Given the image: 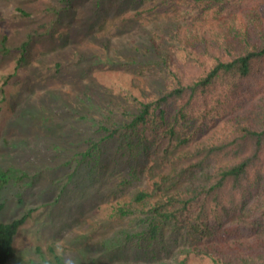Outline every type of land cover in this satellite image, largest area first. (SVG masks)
Returning a JSON list of instances; mask_svg holds the SVG:
<instances>
[{
    "label": "trees",
    "instance_id": "1",
    "mask_svg": "<svg viewBox=\"0 0 264 264\" xmlns=\"http://www.w3.org/2000/svg\"><path fill=\"white\" fill-rule=\"evenodd\" d=\"M74 1L63 0L68 10ZM142 1L150 5L136 13L141 21L125 19L113 34L101 25L82 37L80 15L72 23L70 52L96 58L102 101L69 178L119 183L113 215L139 229L107 247H150L184 227L196 241L189 264H264V0ZM22 50L16 70L28 43ZM0 177L1 195L8 178ZM36 209L0 223V264Z\"/></svg>",
    "mask_w": 264,
    "mask_h": 264
},
{
    "label": "rangeland",
    "instance_id": "2",
    "mask_svg": "<svg viewBox=\"0 0 264 264\" xmlns=\"http://www.w3.org/2000/svg\"><path fill=\"white\" fill-rule=\"evenodd\" d=\"M97 2L75 0L68 10L63 0H0V172L8 178L0 195L5 205L0 223L38 208L18 230L15 255L7 264H189L188 250L196 241L184 227L167 228L150 247L138 240L134 247H107L139 229L113 215L119 183L115 177L94 183L85 176L69 178L74 166L68 161L85 149L83 127L99 118L102 99L91 67L96 58L83 61L70 52L69 33L79 27L72 23L80 15L82 37L99 32L101 25L113 34L125 19L140 22L136 13L150 5L103 0L97 12ZM24 43L29 54L16 70ZM82 47L91 50L88 42ZM117 143L109 141V154ZM63 182L68 186L60 196Z\"/></svg>",
    "mask_w": 264,
    "mask_h": 264
},
{
    "label": "clouds",
    "instance_id": "3",
    "mask_svg": "<svg viewBox=\"0 0 264 264\" xmlns=\"http://www.w3.org/2000/svg\"><path fill=\"white\" fill-rule=\"evenodd\" d=\"M33 208H37V207L29 208V209L27 210V212H28L30 209H33ZM37 209H38V208H37ZM37 209H36V210H37ZM36 210H34V212H35ZM34 212H33V213H34ZM33 213H32V214H33Z\"/></svg>",
    "mask_w": 264,
    "mask_h": 264
}]
</instances>
